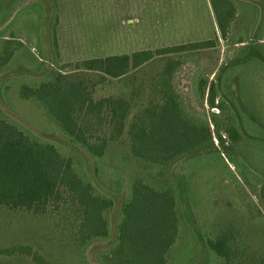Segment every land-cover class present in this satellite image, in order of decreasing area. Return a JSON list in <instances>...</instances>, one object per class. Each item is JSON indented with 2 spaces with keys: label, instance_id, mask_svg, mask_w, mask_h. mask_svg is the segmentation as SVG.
<instances>
[{
  "label": "trees",
  "instance_id": "16d2710c",
  "mask_svg": "<svg viewBox=\"0 0 264 264\" xmlns=\"http://www.w3.org/2000/svg\"><path fill=\"white\" fill-rule=\"evenodd\" d=\"M230 10L228 19L219 22L223 36L235 15V10ZM21 46L12 40L3 43L0 77L39 72V68L33 70L26 64L13 69L11 62ZM214 47V41L209 40L91 58L77 63L67 74L53 72V61L43 57V79L34 86L22 85L19 94L40 104L73 154L64 155L55 142L29 133L0 112V208L48 219L78 251H100L102 264H167L183 226L199 236L203 250L225 264H264V255L248 254L251 248L238 224L229 222L214 232L201 231L189 203V183L182 173L174 174L163 187L133 173L128 193L123 181L110 182L103 174L101 161L113 148H128L122 162L141 165L146 171L158 169L163 174L186 158L219 151L214 133L222 153L234 162L231 150L240 148L253 134L244 126L241 130L235 125L221 126L218 115L230 104L241 120V112L250 115L245 100L234 80L222 83L224 74L210 85L205 79L195 80L199 58L186 55ZM165 56L162 81L146 105L138 75L156 57ZM192 65L195 82L191 90L195 89L196 97L186 95L181 88V78L190 73ZM114 82L130 89L119 95L98 96L100 88ZM193 98L201 101V109L192 106ZM205 100L219 113L213 111L208 118ZM258 138L264 141V135ZM112 212L119 216L114 228ZM20 251L30 255V250ZM32 258L37 264H48L36 252Z\"/></svg>",
  "mask_w": 264,
  "mask_h": 264
},
{
  "label": "rangeland",
  "instance_id": "374dc122",
  "mask_svg": "<svg viewBox=\"0 0 264 264\" xmlns=\"http://www.w3.org/2000/svg\"><path fill=\"white\" fill-rule=\"evenodd\" d=\"M228 8L229 12L234 9L235 15L223 36L219 22L228 19ZM7 40L23 45L11 62L13 69L26 64L33 70L39 68V72L0 77V112L29 133L52 140L66 156H71L73 149L61 139L56 123L38 102L24 100L19 94L22 85L34 86L43 79L45 58L53 61V72L67 74L86 59L213 40L214 48L186 55L199 58L195 80L202 78L210 85L224 74L222 83L234 80L245 100L250 115L241 112L240 120L230 104L218 115L221 126L235 125L239 130L244 126L253 134L240 148L231 150L234 162L222 153L214 133L219 151L186 158L163 174L158 169L146 171L141 165L122 162L128 148H113L101 161L103 174L110 182L123 181L128 193L133 173L158 187L182 173L189 183V203L201 231L214 232L220 224L234 222L249 243L248 254L264 255V141L258 138L264 135V0H0V52ZM247 56L254 59L245 60ZM167 58L156 57L138 75L146 105L162 81ZM194 65L181 78V88L192 97H196L195 89L191 90ZM129 89L114 82L100 88L98 96L119 95ZM190 102L201 109V101L193 98ZM204 106L208 118L213 111L219 113L211 110L206 100ZM211 128L214 131L213 124ZM110 220L114 228L118 213L112 212ZM103 245L107 248V242ZM20 249L30 250V255ZM10 250L14 252H7ZM35 252L48 264H102L100 251H78L48 219L0 208V264H37L32 258ZM167 264L225 262L203 250L199 236L183 226Z\"/></svg>",
  "mask_w": 264,
  "mask_h": 264
}]
</instances>
